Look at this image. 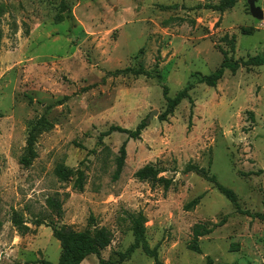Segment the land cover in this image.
I'll use <instances>...</instances> for the list:
<instances>
[{"label": "rangeland", "instance_id": "374dc122", "mask_svg": "<svg viewBox=\"0 0 264 264\" xmlns=\"http://www.w3.org/2000/svg\"><path fill=\"white\" fill-rule=\"evenodd\" d=\"M219 1L0 0V264L57 262L49 223L55 217L45 202L52 195L62 199L57 224L79 230L94 221L112 233L99 257L80 264H155L140 248L120 260L133 241L127 215L137 211L146 216V239L162 264H264V219L240 212L264 211V65L225 69L214 87L195 84L190 119L187 98L166 120L158 118L166 101L155 78L110 74L139 65L154 73L157 64L173 96L195 80L191 73L218 67L219 48L234 59L264 56V0L255 2L261 19L246 0L223 12L204 7ZM225 34L234 36L233 52ZM153 109L140 138L127 141L114 180L126 134L115 131L98 143L99 134L112 124L134 128ZM40 117L49 127L37 135L36 155L25 166L26 139ZM147 163L172 179L168 189L134 177ZM187 163L208 167L235 193L239 209L211 182L184 172ZM60 164L84 169L83 190L73 187L75 176L58 177ZM12 210L22 214L27 232L12 224ZM36 216L45 223H30ZM198 221L215 225L199 237L200 253L187 248Z\"/></svg>", "mask_w": 264, "mask_h": 264}, {"label": "trees", "instance_id": "16d2710c", "mask_svg": "<svg viewBox=\"0 0 264 264\" xmlns=\"http://www.w3.org/2000/svg\"><path fill=\"white\" fill-rule=\"evenodd\" d=\"M236 0H220L218 3H208L205 4V8H209L211 10H216L219 12H223L226 9L231 8ZM223 41H228L230 52L234 51V36L228 37L226 34L222 37ZM219 51L222 53V60L219 63L218 67L209 74L203 75L198 72L191 73V77H195V80H188L183 88L178 90L173 96L168 95V87L162 81V74L157 68V64L154 67V73L146 70L142 65L138 67H124L122 69H115L110 74L118 75V74H133L135 76L144 75L147 77L155 78L156 81L160 84L162 88L163 98L166 101V107L164 111L158 115L160 120H166L168 115H171L174 111V108L185 98L188 99L190 103V114L189 119L192 112L193 107V99L190 96V90L194 87L195 84L204 83L207 86L214 87L218 83V81L222 78L225 69H228L232 74H234L239 67L249 68L250 66H260L264 65V56L261 55H253L248 56L246 59H234L232 56L228 55V52L219 48ZM252 115V113H250ZM190 125V121L188 122V126ZM147 126V122L145 119L141 120L134 128H126L120 125H110L106 130L102 131L98 136V143L102 142V138L104 136L109 135L112 132H120L126 134V139L122 141L118 148V155L115 157V169L112 173V178L114 180L118 179L119 175L122 172L123 166L125 164L126 158V143L129 139L136 140L140 138L142 130ZM49 127L47 121L40 117L36 123L31 127L28 133V137L26 139V149L27 155H24L21 158V162L23 165H28L30 161L36 155L35 150L33 148L34 142L36 140L37 135L42 131ZM210 165V160L208 161ZM161 169H159L153 163H147L143 166L139 167L134 172V177H136L140 181L149 182L152 186L156 184H160L165 190L168 189L172 184V179L160 175ZM184 172H194L207 181L211 182L222 194L226 196L228 200L237 208V198L235 193L220 184L215 175L209 173V168L200 166L195 163H187V165L183 169ZM56 174L59 178L63 180H69L73 176H75L73 180V187L77 190L81 191L84 187V169L76 168L71 169L64 165H58L56 170ZM202 194L194 197L190 201H188L183 207L185 210H189L194 208L201 199ZM264 204V197H263ZM46 207L50 214L55 217V220H50L52 235L59 242V256L57 262H51L46 259H40L38 263L40 264H80L87 256L94 254L97 257L100 256L101 250L106 248L111 240L112 233L111 231L103 226L98 225L94 221H89V224L84 229H74L72 226L61 223L57 224V220L62 219L64 216V211L62 207V199L59 198L58 195H52L47 197L46 199ZM245 214H249L252 217H257L259 219H264V211L263 212H255L250 213L248 211H242ZM127 218L129 220V228L131 234L133 236L132 243L125 249L124 252L120 253V260H124L128 258L135 249L140 248L142 252L151 257L155 264H162V262L158 258L157 246H150L146 239V226L145 223L147 221L145 214L142 211L131 212L128 213ZM11 222L16 227V229L20 233L27 232L30 228L24 220L22 214L16 210H12L11 212ZM45 219L40 216H36L34 219L30 221L35 226L45 223ZM214 224L209 225V223L204 221L195 222L191 226V238L187 244V248L193 250L197 253L201 252L200 246L198 244L199 237L203 235H207L213 231ZM102 259H100V263H102Z\"/></svg>", "mask_w": 264, "mask_h": 264}, {"label": "water", "instance_id": "95a60500", "mask_svg": "<svg viewBox=\"0 0 264 264\" xmlns=\"http://www.w3.org/2000/svg\"><path fill=\"white\" fill-rule=\"evenodd\" d=\"M248 6H249V11L251 13V15L255 18H258V19H261L263 18V11L262 9L255 5V2L256 0H246ZM157 114V110L156 109H153L151 110L148 115H147V118L145 119L146 122L149 121V119L153 116V115H156Z\"/></svg>", "mask_w": 264, "mask_h": 264}]
</instances>
